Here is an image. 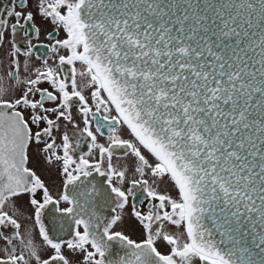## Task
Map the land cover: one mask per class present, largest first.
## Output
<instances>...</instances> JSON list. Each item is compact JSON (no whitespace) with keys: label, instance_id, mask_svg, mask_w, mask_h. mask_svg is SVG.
<instances>
[{"label":"snow or ice","instance_id":"obj_1","mask_svg":"<svg viewBox=\"0 0 264 264\" xmlns=\"http://www.w3.org/2000/svg\"><path fill=\"white\" fill-rule=\"evenodd\" d=\"M0 69V264H264V0H9Z\"/></svg>","mask_w":264,"mask_h":264},{"label":"flooded vegetation","instance_id":"obj_2","mask_svg":"<svg viewBox=\"0 0 264 264\" xmlns=\"http://www.w3.org/2000/svg\"><path fill=\"white\" fill-rule=\"evenodd\" d=\"M8 4H9V0H0V7L7 6ZM47 30L51 31L52 29L48 28ZM56 38L57 39H63L64 38V33L60 32L57 35ZM41 42L50 43V41H47L44 36H42L39 41H37L35 39L33 40V43L39 44ZM44 51H45L44 49H40V53L41 54H44ZM59 54H66V50L61 49ZM49 56H51L50 53H49ZM33 59L35 60V53L33 54ZM37 63H39V62H37ZM80 67L81 66L79 64H77V68L79 69ZM0 71H2V69H0ZM45 86H47V85H45ZM36 130L37 129L35 128V126H33V131H36ZM86 150H87L86 149V145H82L81 151H86ZM34 154H35V147L33 145H30V147H29L30 161L33 159ZM118 155H120V154H118ZM120 159H122V160H117L116 157H114L113 163L114 164H116V162L124 163V159H123L122 155H120ZM30 166H31V164H30ZM93 177H94V181L103 179V178L99 177L98 175H96L95 173L93 174ZM90 179H93V178H90ZM168 194L174 195V192L173 191H169ZM140 199L141 200L143 199L142 195L140 196ZM137 203H138V207H140L142 210H144L145 206L147 204V201L145 200L143 204L139 203V201H137ZM100 213L104 217H110L111 209L109 207L105 206L102 209H100ZM25 219H27V217H25ZM46 220H47V217H45V221ZM24 227L31 228L32 225H31V223H27V224L24 225ZM117 230L124 231L125 234L129 235L133 239L139 240L141 238V231H142L141 226L138 224V222L135 221V218L134 217H130V215L129 216H125L124 222L119 224V226L117 227ZM4 231H7V229H4ZM8 234L11 235V233H8ZM61 235H62L63 238H68L67 232H65V233H63ZM34 241L37 244L41 243L40 239L38 238V228L35 230V233H34ZM13 243L16 245L17 251L19 252V250H20V242H19V240H14ZM157 243H158V246H159V250H161V251H164L168 247L162 241H158ZM6 247H8L10 249L11 245H7L3 240H0V252H2L3 249L6 248ZM112 251H113V256H115L116 252H119L120 255H123V251H121L119 249L118 245H114Z\"/></svg>","mask_w":264,"mask_h":264},{"label":"rangeland","instance_id":"obj_3","mask_svg":"<svg viewBox=\"0 0 264 264\" xmlns=\"http://www.w3.org/2000/svg\"><path fill=\"white\" fill-rule=\"evenodd\" d=\"M119 160H122V159H119ZM119 164H123V163H121V162H116V165H119Z\"/></svg>","mask_w":264,"mask_h":264}]
</instances>
